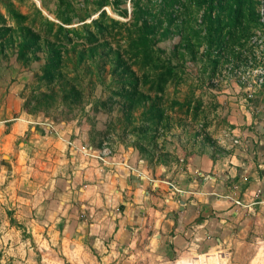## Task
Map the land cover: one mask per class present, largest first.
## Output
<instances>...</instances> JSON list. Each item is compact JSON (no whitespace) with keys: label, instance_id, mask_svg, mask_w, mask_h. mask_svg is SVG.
<instances>
[{"label":"rangeland","instance_id":"obj_1","mask_svg":"<svg viewBox=\"0 0 264 264\" xmlns=\"http://www.w3.org/2000/svg\"><path fill=\"white\" fill-rule=\"evenodd\" d=\"M10 1L15 9L25 14L32 12V3L38 1L43 13L58 21L49 11L56 10L58 0H44L50 8L40 4V0H0L3 10L0 9V13L5 11L11 25L15 24V19L3 6ZM179 1L173 10L176 21L172 34L161 40L159 46L165 50L163 55L171 57L179 66L182 80L171 83L163 99L158 101L165 109L161 123L152 126L144 122L141 110L135 111L129 120L125 116V101L119 98L105 108L103 105L95 107L97 100L106 101L111 95L110 84L115 75L112 49L117 48L113 38L99 47L94 61L89 58L79 68H75L77 54L71 53L69 78L79 73L87 87L82 92V101L70 99L62 104L61 92L57 89L59 93L53 104L42 111H35L33 106L36 104L34 94L40 91L38 87L47 89L45 82L37 76L46 51L37 52L40 60L32 57L20 60L17 57L19 40L4 44L0 39L1 116L32 115L42 125L48 123L51 130H69L71 137L80 139L87 132L81 139V146L85 151L89 147L87 150L97 154L100 162L117 159L134 162L137 166L145 160L151 168L168 166L177 175L184 170V161L207 153L224 159L229 165L233 159L252 165V171L264 184V27H252L244 20L232 36L227 34L224 42L209 48L205 38L204 8L198 9L192 0ZM256 1L260 21L264 22V0ZM94 2L91 0L88 7L93 13L97 7ZM153 2L155 11L161 0ZM74 3L78 9H85L84 0H74ZM146 3L144 0L143 4ZM105 9L121 21H129L132 16L130 0L120 4V9L127 14L120 15L112 6ZM76 22V26L80 24L78 20ZM103 55L106 60H101ZM98 72L105 75V85L97 79ZM30 99L33 103L28 105ZM7 175H2L5 182L9 178ZM0 188L4 193L0 200V264H153L148 253L136 252L134 248L131 255L122 253L117 259L108 261L88 252V255L75 252L72 239H60L53 230L37 233L41 223L28 219L31 213H25L21 202L15 203L14 194L6 185H0ZM261 208L262 205H258V209ZM34 227L37 229L33 230ZM158 261L156 264H171L169 260Z\"/></svg>","mask_w":264,"mask_h":264},{"label":"crops","instance_id":"obj_2","mask_svg":"<svg viewBox=\"0 0 264 264\" xmlns=\"http://www.w3.org/2000/svg\"><path fill=\"white\" fill-rule=\"evenodd\" d=\"M25 115L0 113V185L41 223L37 233L53 230L75 252L107 261L134 248L153 264H264V184L252 165L207 153L177 175L145 160L104 163L82 148L87 132L71 137Z\"/></svg>","mask_w":264,"mask_h":264},{"label":"trees","instance_id":"obj_3","mask_svg":"<svg viewBox=\"0 0 264 264\" xmlns=\"http://www.w3.org/2000/svg\"><path fill=\"white\" fill-rule=\"evenodd\" d=\"M124 1L95 0L97 7L93 13L88 9L91 0H84L85 9L81 10L74 0H58L56 10H49L58 21L46 16L35 2L31 7L33 11L28 14L15 9L11 1L5 4L15 24L7 25V17L0 13L1 42L15 43L19 40L17 57L20 60H29L30 57L40 60L37 52L46 51L45 61L37 76L45 82L47 89L42 90V86H39L40 91L34 94L35 111L49 108L59 92L62 104L70 99L82 101V92L87 87L79 73L69 78L71 53L77 54L75 68H79L89 58L94 61L99 47L113 38L117 48L112 49L115 75L111 79V95L106 101L97 100L95 107L103 105L105 108L119 98L125 101V116L129 120L137 110H141L143 121L149 125L154 126L164 120L165 109L158 101L163 99L171 83L181 82L182 74L173 59L163 55L165 50L159 46V42L172 34L176 21L173 10L181 1L161 0L154 11L153 0H147L146 4H143L144 0H130L132 16L129 21H121L108 14L107 6H112L120 15L127 14L120 9ZM192 4L198 9L204 8L207 26L205 38L209 48L224 42L227 34L232 36L244 20L252 27H264L257 12L256 0H192ZM43 5L50 8L44 0ZM77 20L80 24L76 26ZM100 58L106 60L105 55ZM97 74L99 82L105 85V75L101 72ZM32 103L30 99L28 105ZM174 103L181 104L177 101Z\"/></svg>","mask_w":264,"mask_h":264},{"label":"built area","instance_id":"obj_4","mask_svg":"<svg viewBox=\"0 0 264 264\" xmlns=\"http://www.w3.org/2000/svg\"><path fill=\"white\" fill-rule=\"evenodd\" d=\"M236 204L241 205V201L236 200Z\"/></svg>","mask_w":264,"mask_h":264}]
</instances>
